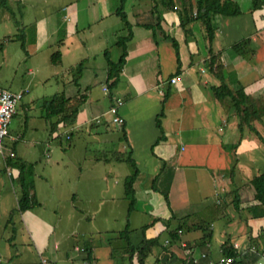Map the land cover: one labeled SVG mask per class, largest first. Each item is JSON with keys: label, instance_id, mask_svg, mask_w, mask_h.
I'll return each mask as SVG.
<instances>
[{"label": "crops", "instance_id": "obj_1", "mask_svg": "<svg viewBox=\"0 0 264 264\" xmlns=\"http://www.w3.org/2000/svg\"><path fill=\"white\" fill-rule=\"evenodd\" d=\"M190 1L196 8V0H0L1 53L20 42L19 48H8V58L18 59L15 74L4 79H11L10 90L30 94L42 82L55 83L58 93L70 99L67 119L72 123L63 114L45 118L42 153L49 164L42 170L48 169L50 186L56 178L59 185L66 179L76 184L66 198L77 211L75 228L60 235L55 222L35 207L21 211L18 227L9 226L8 219L0 223V235L15 239L28 232L37 257L45 253L51 264L60 261L61 251L70 264H116L111 256L116 242L122 264H139L130 259L129 242L136 248L147 244L145 264H221L229 249L234 264H264V243L260 247L257 241L264 237V216L254 214L260 201L252 182L264 171V13L258 23L255 0H236L242 13L215 15L210 38L205 22L186 13ZM245 38L249 43L236 50L234 45ZM123 55L113 78L109 63ZM5 59L6 53L0 69ZM22 61L24 75L17 73ZM212 62L224 64L222 76ZM223 81L233 90L243 87L263 110L262 117L243 120L231 97L221 101L215 87ZM27 96L19 107L30 110ZM118 98L123 100L122 123L110 113ZM72 132H79L78 143L84 139L88 144L80 154L78 144L72 150L62 145L61 154L53 145L68 134L72 140ZM16 136L6 138L0 150V218H7L12 199L19 198L15 191L5 193L1 172L9 158L4 164L3 156L13 148L17 157L36 164L28 158L23 136ZM118 151L130 153L138 169L131 211L126 184L133 166L126 157L116 162L108 157ZM58 167L63 173L55 174ZM116 172L122 181L111 180ZM34 182L42 208V197L52 196L54 186L48 192ZM13 187L19 190L17 179ZM56 189L57 203L66 190ZM57 208L50 214L56 218ZM99 247L111 248L106 263L97 256ZM12 256L9 251L0 255V264H15Z\"/></svg>", "mask_w": 264, "mask_h": 264}, {"label": "rangeland", "instance_id": "obj_2", "mask_svg": "<svg viewBox=\"0 0 264 264\" xmlns=\"http://www.w3.org/2000/svg\"><path fill=\"white\" fill-rule=\"evenodd\" d=\"M262 4L264 5V0H257L256 1V7L257 8L255 7V17H256L258 23L262 22L260 15L262 13H264V6L260 7V5H262ZM9 20H11V19H9ZM11 22H12V20H11ZM3 45H5V44L0 41V61H1V57L3 58L5 56V53H6L5 63L2 67V69H0V75H1V78H3L4 83H0V86L3 88H9L10 89L11 79H10L9 83L5 82L4 79H8L15 74L14 62L16 61V64H17L18 59H17V57H14V59H12V60L9 59L8 58V55H9L8 51L10 50V48H13L14 46L15 47L17 46V48H19L20 42L19 41L12 42L9 47L6 46L7 49H6L5 53H1L3 50ZM8 48H9V50H8ZM17 69H18L17 70L18 74L24 75L25 71H24V62L23 61L21 62L20 66L18 64ZM55 86H56L55 83H52V85H50V84H47V83L45 84L44 82H42V85H39V86H36L35 88H32L33 90H31L32 92L30 94H28L27 89H24V96L28 95L27 98L25 99V103L31 102V109L25 110V108L21 107V105L19 107V103L21 102V101H19V103L17 104V109L19 107L20 110H19L18 115L11 121L10 133L11 134L13 133L14 135L18 134L19 136L15 135L18 139L20 136L21 137L23 136V139H21V142L25 145V147L28 151V154H29L28 158L32 159L33 162L36 161V164L34 163V174H36V177H35L36 186L39 182L40 187L46 188V190L48 192H50L54 186V191H53L52 196L48 197L47 196L48 194H45L42 197V203H43L42 206L43 207L42 208L39 207V205H40L39 201L33 207H35V209L42 212L43 214L48 215L50 218V221L55 222L56 234L60 235L61 234L60 231H62V230H63V232H69L70 230L75 228V223L77 222V220L75 221L76 217H74V216L76 215L77 211L76 212L72 211L73 205H74V203L72 202L73 200H68L66 198L70 194V192L72 191V187L73 186L76 187V184L73 182L70 183L69 179H66L64 182H61V184L59 185V182L57 181V178H56V181L52 182L51 183L52 186H50L48 183H46V178L51 181V178L49 176L47 177L48 169L46 168L45 170H42V165L49 164L48 157L46 156L47 154L45 153V156H44L42 153V151L44 150V148L42 147V139H43V141H45L44 140V134H43V132H44L43 127L48 126V124H49V121H47V119H45V118H54L57 116V115L51 116V117H48L47 115L44 116V113H45L44 110H46V107H43V102L46 100H49L52 96H54L56 93H58ZM24 96L22 99L25 98ZM39 97L41 99H39ZM44 104H45V102H44ZM71 121H72V119H70L69 122H71ZM70 129H71V127H70ZM70 129H69V131H70ZM72 134H73L72 140L65 139V137L61 136L60 139L54 143L53 146L58 150V152H59V150H62L61 154H63V151L66 150V149L61 147L62 145L67 147L68 150H72V148L78 144L76 147V151L79 152V154H80V153H82L83 147L88 144V141H85L84 139L80 140L78 143V138L80 136L79 132H72ZM46 135H47V133H46ZM46 135H45V138H46ZM15 136H14V138H15ZM33 136H35L38 139H32ZM64 136H65V134H64ZM67 136L71 137V135H69V134ZM54 138L51 139L50 142H52L54 140ZM64 139H65V141H64ZM60 141H62V143H60ZM45 148H47L46 145H45ZM49 148H50V146H49ZM47 152L50 154L49 151H47ZM51 155L52 154H50L49 157ZM5 156H6L5 158L3 156L4 164L6 163V158L7 159L10 158L12 160L14 158H19V157H17V153L15 152V150L13 148H12L11 152H9V153L6 152ZM97 156H99L101 158V157H103V154H99ZM108 157H110V159H113V162H116L119 159L126 157L127 162H130L129 159L131 158V154L130 153L125 154V153H122L121 151H118V152H115L111 155L109 154ZM108 160H109V158H108ZM63 169L64 168H62V167H58V170L55 172V174L58 172L63 173V171H62ZM2 170H3V166H2ZM42 172H43V177H42ZM2 173H3V175H2ZM118 173L119 172H116V174H113L112 176H110L112 181H117V182L120 180L122 181V178L118 175ZM1 178L4 179V183L7 185L6 192H5L6 194L11 195L12 192L15 191L16 194L19 195L18 188L16 190H14V187H13L14 180H16L18 178V170L16 169L15 166H11L10 164H8V166H7V164L4 165V170H3V172H1ZM56 182H57V184H56ZM57 185L60 186V188L62 186L66 190V193H64L62 198H59L57 203H56L55 202V194L58 192L56 189ZM32 193H33V190H32ZM77 200H78V198H77ZM12 201H13L12 202L13 204H11V209H10L11 213H9L7 215V218H5V217L0 218L1 224H4V222L6 223V219H8L7 223H9V226H11V227H13L14 225L16 226L18 224L21 225V221H22L21 220V218H22L21 211L22 212L24 211V210L20 209V207H19V198H18V202L16 201V198L12 199ZM55 206L59 207V208H57L59 211V217L58 218L50 215L51 213H54L53 208ZM12 207H14V209H12ZM2 208L4 210L5 204H3ZM120 209H123V207H120ZM4 212H6V211L4 210ZM121 214H122V211H121ZM143 219H145V221H146L149 218H147V216H145V217H143ZM101 223H102L101 220L99 222L96 221L95 228L97 230L100 229ZM18 226H16V227H18ZM24 228H25V226H24ZM16 236H17V238L15 237V239H14L12 235H8V234L0 235V250H1L0 255L4 256L7 253V251H9V253L11 255L16 257L15 264H21V262H24L23 264H37V262H38V264H41V261L43 258L47 259V257H45V255H46L44 253L45 251H43V250H42L43 251L42 254L44 253V256H42V257L38 256L37 257L36 252H35V246L33 245V242L31 240L28 232L24 231L23 234L16 235ZM163 238H165V236L163 234H161L160 235V241L161 242H163L162 241ZM49 239H50V237H49ZM77 239H81V237H79ZM263 239H264V237L257 239L260 247L263 246V243H264ZM125 241H126V243H128L129 239H126ZM111 244H113V240L111 241ZM129 244H131V243L129 242ZM113 246H114L113 247L114 252L111 254V256L113 255L112 257L114 259H116V264H122V252L118 249V243L117 242L114 243ZM61 252H63L61 254V257H60L61 259H60V261L57 260V262H55V264H70L71 263L70 260H68L67 258L64 257L65 252L64 251H61ZM110 253H111V248L109 249V247L108 248L99 247L98 251H97V256L98 257L101 256L102 260H104V263H106L107 259L110 256ZM48 262H49V264H51L50 261H48Z\"/></svg>", "mask_w": 264, "mask_h": 264}, {"label": "trees", "instance_id": "obj_3", "mask_svg": "<svg viewBox=\"0 0 264 264\" xmlns=\"http://www.w3.org/2000/svg\"><path fill=\"white\" fill-rule=\"evenodd\" d=\"M256 1L254 5L256 6ZM2 2L6 3V0H2ZM195 7L193 2L190 1V4L185 6V11L187 14L191 12V14L196 13L195 18L202 19L208 31V35L210 38L214 37V27L212 25V19L215 15H236L242 13V9L239 3L236 0H196ZM195 9V10H194ZM194 16V15H193ZM189 19V18H188ZM16 39H19L22 42V46H24V38L23 35L18 33L16 35ZM250 39L245 38L240 40L237 44L234 45L236 50H239L241 47H244L249 43ZM125 60V56L123 55L119 62L117 63H109L110 64V72L111 77H117L121 66L123 65ZM215 62H212L213 66ZM214 71L219 73L218 75L222 76L224 73V64L215 65ZM215 92L217 97L224 101L226 97H231L233 104L235 106L236 111L240 115L241 118L249 119L254 114L252 118H261L262 117V109L258 107L254 103H252V96L247 94L244 88H240L238 90H233L229 87L226 82H222L221 85L215 87ZM249 103V104H247ZM247 104V105H246ZM45 107L47 111V116H55L62 115L63 119L66 121L67 118L70 117L69 108H70V99L66 98L64 93H58L52 96L49 100L45 101ZM69 121V120H68ZM8 164L11 166H15L18 169V178L17 181L19 183V207L22 210L29 209L36 205L37 200L35 199L34 193L32 190L34 189L35 184V175L34 174V163L28 162L21 158L8 159ZM133 166V173L128 177L126 189L127 194L130 199V211L135 207V190H134V181L138 174V169L135 164L129 159ZM255 189H256V197L259 199L260 203L253 207V211L255 216H264V171L259 175L255 176L252 180ZM133 244L128 245V249L130 250L129 255L131 260L138 261L139 264H145V260L147 258V244H143L139 248H136ZM225 255L234 256L233 249H229L226 251ZM89 257L91 259V251L89 252ZM235 258V256H234ZM235 261V260H234ZM92 264V263H91ZM135 264V263H134ZM231 264H234L231 263Z\"/></svg>", "mask_w": 264, "mask_h": 264}, {"label": "built area", "instance_id": "obj_4", "mask_svg": "<svg viewBox=\"0 0 264 264\" xmlns=\"http://www.w3.org/2000/svg\"><path fill=\"white\" fill-rule=\"evenodd\" d=\"M173 82L177 81V78H173ZM107 90L108 88H104ZM24 96V90L20 91H13L7 88L0 87V150H2V147L4 145L5 139L10 138L12 140H16L14 137L10 136V122L13 118V116L17 112V104ZM123 103V100L121 98H118L116 100V103L111 106L110 113L114 115V121L115 122H123V118L118 115L119 106ZM68 139L70 136L67 137ZM238 244H235V247H237ZM235 260L234 256H227L224 255L220 259L221 264H231ZM41 264H49L48 260L46 258H43L41 261ZM214 264V263H212Z\"/></svg>", "mask_w": 264, "mask_h": 264}]
</instances>
